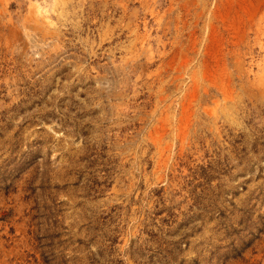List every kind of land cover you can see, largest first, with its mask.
<instances>
[{"label":"rangeland","instance_id":"obj_1","mask_svg":"<svg viewBox=\"0 0 264 264\" xmlns=\"http://www.w3.org/2000/svg\"><path fill=\"white\" fill-rule=\"evenodd\" d=\"M56 2L0 0V264H264V0Z\"/></svg>","mask_w":264,"mask_h":264},{"label":"bare ground","instance_id":"obj_2","mask_svg":"<svg viewBox=\"0 0 264 264\" xmlns=\"http://www.w3.org/2000/svg\"><path fill=\"white\" fill-rule=\"evenodd\" d=\"M56 1L57 0H52L53 4H56L57 3ZM31 7L38 17H42L48 25H52V21L50 17L47 16L49 13V10H52L51 8L52 5H49L47 7V6H41L38 2H33L31 3ZM257 67H258V72H262L261 66L258 65Z\"/></svg>","mask_w":264,"mask_h":264}]
</instances>
